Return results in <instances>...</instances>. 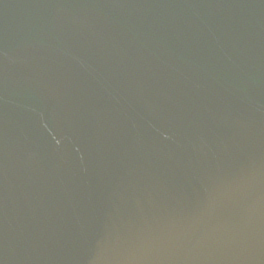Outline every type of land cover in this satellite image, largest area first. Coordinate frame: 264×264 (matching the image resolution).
<instances>
[{
	"label": "water",
	"instance_id": "1",
	"mask_svg": "<svg viewBox=\"0 0 264 264\" xmlns=\"http://www.w3.org/2000/svg\"><path fill=\"white\" fill-rule=\"evenodd\" d=\"M0 264H264V0H0Z\"/></svg>",
	"mask_w": 264,
	"mask_h": 264
}]
</instances>
